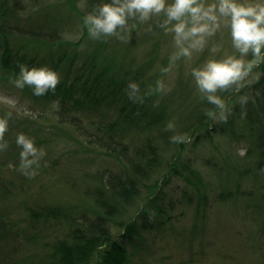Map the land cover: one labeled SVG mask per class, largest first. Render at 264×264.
I'll use <instances>...</instances> for the list:
<instances>
[{
  "label": "trees",
  "instance_id": "1",
  "mask_svg": "<svg viewBox=\"0 0 264 264\" xmlns=\"http://www.w3.org/2000/svg\"><path fill=\"white\" fill-rule=\"evenodd\" d=\"M102 2L108 0H0V89L34 111L20 113L0 103V117L11 114L0 141L8 145L0 151V251L11 242L15 246V253L0 262L149 264L143 253L153 251L146 234L162 228V217L182 202L166 189L175 177L195 186L199 206L206 205L212 184L231 198L244 196L251 182L249 196L264 202V63L251 70L258 74L254 81L215 94L225 105L221 119L220 109L205 95L184 97L178 84L166 88L171 64L162 47L141 52L164 15L145 23L129 20V30L94 40L84 18ZM81 3L85 6L78 7ZM21 66L54 69L60 83L55 91L35 96L31 87L13 83ZM133 81L143 102L128 96ZM158 81L163 91H155ZM169 122L172 130H166ZM20 134L49 153L39 168L33 166L34 178L19 170ZM174 135L187 139L173 143ZM212 147L221 159L215 153L207 159L187 154L196 149L208 153ZM201 157L219 183L199 168ZM97 159L100 166L93 169L90 164ZM65 161L83 164L73 174L64 169ZM48 171L78 176L75 201L42 195L37 181Z\"/></svg>",
  "mask_w": 264,
  "mask_h": 264
},
{
  "label": "rangeland",
  "instance_id": "2",
  "mask_svg": "<svg viewBox=\"0 0 264 264\" xmlns=\"http://www.w3.org/2000/svg\"><path fill=\"white\" fill-rule=\"evenodd\" d=\"M204 2L206 4H218V0H204ZM237 2L255 4L264 3V0H237ZM168 3L171 4L172 0H168ZM220 21L219 30L214 36L206 38V44L202 51L193 50L190 58L181 56L174 63H170L171 65H169L165 75L167 89H173L178 84V86L184 88L182 91V95L185 94L184 97L203 96L204 94L199 91L192 75L193 70L202 68L207 61L212 59L219 60L229 55L239 57V53L232 44L229 18H220ZM174 23L169 24L167 29L160 26L154 32L152 39L141 46V52L143 53L146 48L156 45L160 48L159 50L163 48V53L167 58H171L173 54L177 53L178 49L174 41L175 33L171 31ZM212 49H215V51H212ZM250 57L251 53L245 58L246 61ZM168 61L170 62V59ZM257 77V73L253 75L249 73L245 80L254 81ZM189 82L191 86L188 85ZM240 83L235 88L240 87ZM0 90L1 104L12 109L17 108L20 113H34V111L29 110V105L21 104L20 107L16 94L12 95V93ZM5 97L12 99L5 102L3 99ZM217 145L219 144L217 143ZM226 146L225 143L221 145L224 148ZM75 148L78 147L75 146ZM44 151L49 154L47 150ZM214 153L221 159L219 151L217 152L215 149H211L208 153L204 149L189 150L187 152L188 155L193 157L194 154L197 156L198 154L199 156L202 155L205 159L212 157ZM89 155L95 157L94 153H88L87 156ZM202 157L198 161L199 168L214 183H219L217 176L214 174L215 172L210 173V169L204 165ZM100 158H105L101 160H108L104 156H100ZM82 164L83 161L79 162L78 165L65 161L63 166L65 170L71 168L74 171L72 173L77 174L76 170L81 168ZM107 164L108 162L105 161L104 166H107ZM90 166L93 169L100 166V159L92 161ZM55 171L39 174L37 189L40 190L43 196L53 195L63 199V201L67 200L66 202L75 201L77 186L74 185V182H76L78 176L71 174L65 178V176L62 177ZM210 174L211 176H209ZM67 179L68 181H66ZM250 183L247 182L244 186L246 189L244 196L231 198L224 197L222 190L212 184V187L208 189L206 205L202 203L199 206V193L195 186L189 184L186 179L175 177L166 189L170 195L174 196L175 200H182V202L179 203L180 206H176L175 211L169 212V215L174 217L173 221H169V215L164 216L161 219L163 227L146 234L150 236L149 246L153 251L151 255L143 253L149 264H264V211L258 212L259 208L264 207V202L260 201V198L254 199L253 195L249 196ZM186 189H188L187 192ZM39 195L41 194L39 193ZM191 198H194L192 202ZM261 203L263 206H261ZM116 233H119V231ZM14 249V243H9L5 250L0 251V257L13 255L12 253H15ZM9 259H2L3 261L0 264H7ZM136 260L139 261L138 256Z\"/></svg>",
  "mask_w": 264,
  "mask_h": 264
},
{
  "label": "clouds",
  "instance_id": "3",
  "mask_svg": "<svg viewBox=\"0 0 264 264\" xmlns=\"http://www.w3.org/2000/svg\"><path fill=\"white\" fill-rule=\"evenodd\" d=\"M78 7H84L83 3ZM163 14L166 19L160 24L167 29L173 24L171 31L175 33L174 41L178 52L170 58L174 63L181 56L190 58L192 51H202L206 38L212 37L220 28V18H229L232 44L239 53L226 56L222 59H212L202 68L194 69L192 75L199 91L205 95L209 103L220 109V118L225 119V105L215 94L238 85L249 75L253 67L264 63V3L244 4L237 0H218L217 3L206 4L204 0H108L94 5L91 12L84 18L88 35L91 39L117 35V30H129V20H139L145 23L154 16ZM187 44V46H185ZM215 51V49H212ZM251 53L252 60L246 57ZM166 71V70H165ZM17 88L25 86L33 89V95L43 96L50 90L55 91L60 83V74L47 66L32 67L21 66L18 78L13 82ZM155 91H163V84L158 81ZM140 88L136 82H129L127 93L133 101H142L138 96ZM151 92V90H150ZM150 94V93H149ZM9 102L12 98H3ZM58 108V104H53ZM209 116L215 113L208 112ZM11 114L0 117V141L4 140L5 132ZM174 124L169 122L166 130H172ZM187 137L174 135L173 143H183ZM16 144L21 148L19 170L28 178L37 175L35 168L40 167V161L45 156L43 149L35 146L33 138L20 134ZM8 147L7 143H0V151ZM240 155H244L243 149Z\"/></svg>",
  "mask_w": 264,
  "mask_h": 264
}]
</instances>
